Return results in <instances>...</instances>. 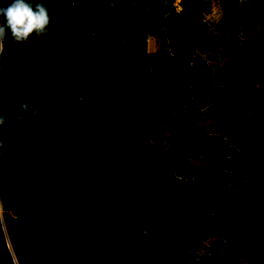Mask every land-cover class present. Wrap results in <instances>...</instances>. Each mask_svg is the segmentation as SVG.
<instances>
[{
  "label": "trees",
  "instance_id": "obj_1",
  "mask_svg": "<svg viewBox=\"0 0 264 264\" xmlns=\"http://www.w3.org/2000/svg\"><path fill=\"white\" fill-rule=\"evenodd\" d=\"M237 1L48 0L5 40L0 264H210L211 236L264 264V0Z\"/></svg>",
  "mask_w": 264,
  "mask_h": 264
},
{
  "label": "clouds",
  "instance_id": "obj_2",
  "mask_svg": "<svg viewBox=\"0 0 264 264\" xmlns=\"http://www.w3.org/2000/svg\"><path fill=\"white\" fill-rule=\"evenodd\" d=\"M46 3L48 0H12L4 7V0H0V56L4 53L5 40L9 36L15 43H24L33 34L42 36L47 33L51 16ZM20 109L23 114L17 116V120H23L27 115L35 118L39 112L38 108L29 105L27 97L20 102ZM5 123L6 117L0 107V149L3 147Z\"/></svg>",
  "mask_w": 264,
  "mask_h": 264
},
{
  "label": "rangeland",
  "instance_id": "obj_3",
  "mask_svg": "<svg viewBox=\"0 0 264 264\" xmlns=\"http://www.w3.org/2000/svg\"><path fill=\"white\" fill-rule=\"evenodd\" d=\"M221 42V37L219 36H213L212 37V44L217 46L219 45V43ZM260 57L262 59H264V48L260 54ZM191 91L193 93V98L196 100V103L201 106L203 104V102H201L200 98H199V87L198 85H194L191 87ZM158 166L156 168V172H155V175L157 178H163L165 176V171H164V167H163V164H164V160H162L160 158L159 162H158ZM128 242L125 243V245L127 244ZM209 251L211 252V262L210 264H229V256L227 254H231L229 253L228 251V248L227 246L225 247L223 245V239L221 237H216V236H211L210 239H209ZM238 245V244H237ZM248 246V250L251 251V256L250 258L252 259H255V255L253 254L254 253V249L251 248L250 245H246ZM135 248V246H134ZM243 248V247H242ZM246 248V247H245ZM122 251H123V256L125 258H127V261L129 259V256H127L130 252V249L129 247L127 246H123L122 248ZM125 254V255H124ZM144 255V253H143ZM232 256V254H231ZM258 260V258H257ZM125 261V262H127Z\"/></svg>",
  "mask_w": 264,
  "mask_h": 264
},
{
  "label": "crops",
  "instance_id": "obj_4",
  "mask_svg": "<svg viewBox=\"0 0 264 264\" xmlns=\"http://www.w3.org/2000/svg\"><path fill=\"white\" fill-rule=\"evenodd\" d=\"M228 1L231 2V3H238L237 0H228ZM124 246H127L130 249L129 254L127 255V256H129V259L127 261V258H125L123 256V251H121V254L117 258L116 264H139L142 261L150 260L151 257H152V255L150 253H148V252L137 251L134 248L135 245L133 243L128 242ZM224 246L226 247V245H224ZM247 247L248 246H246V245H237V244L234 245V249H235V252L237 254H240V255H243V256H246V257L250 258L251 256H249V255H251V251L248 250ZM143 253H144V255H143ZM227 255L229 256V260L228 261H229V263H231L232 256H231V254H227ZM125 261H127V262H125Z\"/></svg>",
  "mask_w": 264,
  "mask_h": 264
},
{
  "label": "built area",
  "instance_id": "obj_5",
  "mask_svg": "<svg viewBox=\"0 0 264 264\" xmlns=\"http://www.w3.org/2000/svg\"><path fill=\"white\" fill-rule=\"evenodd\" d=\"M180 9V7L179 6H177V10H179Z\"/></svg>",
  "mask_w": 264,
  "mask_h": 264
}]
</instances>
